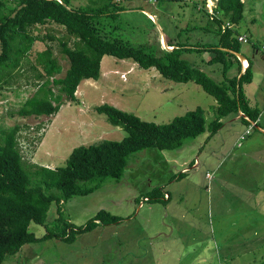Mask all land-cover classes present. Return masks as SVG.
<instances>
[{"label":"rangeland","instance_id":"1","mask_svg":"<svg viewBox=\"0 0 264 264\" xmlns=\"http://www.w3.org/2000/svg\"><path fill=\"white\" fill-rule=\"evenodd\" d=\"M113 1L126 11L100 17L95 26L102 34L135 47L170 51L167 40L199 46L214 40L199 29L207 26L214 0ZM241 1L244 20L235 29L247 41H241L240 53L251 58L253 75L244 89L251 106L260 112L262 129L246 126L236 113L224 118L210 138L208 125L216 119L217 103L200 85L171 81L153 68L144 70L132 60L110 55L101 60L98 81L81 82L77 102L65 101L56 116L21 117L19 110L26 99L47 79L37 54L49 49L61 67L55 77L62 78L69 63L61 45L73 48L77 42L56 24L31 27L37 39L20 68L0 79V131L17 127L18 149L28 169L64 167L76 147L104 139L121 141L126 132L96 111L104 103L157 125L201 107L207 123L203 134L175 150L152 148L132 155L119 181L108 177L92 194L73 196L59 206L53 203L47 226L31 222L29 228L37 238L47 229L59 233L53 225L59 217L57 207L61 219L76 227L101 209L122 217V222L78 235L73 243L57 238L28 243L4 264H264V0ZM69 2L72 8L97 9L108 0ZM205 56L211 54L182 55L214 81L223 82L219 66L207 65ZM238 58L245 69L247 61ZM231 61L228 77L237 70L234 59ZM244 134L241 141L239 136ZM154 188L170 193L178 206L163 211L164 199L157 202L162 206L153 216L161 214L166 226L149 237L136 201ZM131 213L133 219L126 222Z\"/></svg>","mask_w":264,"mask_h":264},{"label":"trees","instance_id":"2","mask_svg":"<svg viewBox=\"0 0 264 264\" xmlns=\"http://www.w3.org/2000/svg\"><path fill=\"white\" fill-rule=\"evenodd\" d=\"M160 1L173 3L183 0ZM214 1L216 6L213 13L208 14L207 26L199 28L213 35L211 44L199 46L167 40L170 51H158L145 45L135 47L97 29L95 24L100 17H115L126 11L113 0H108L97 9L72 8L69 0H0V79L20 68L37 39L31 34V27L56 24L65 28L67 34L77 41L73 48L65 43L61 45L69 63L68 69L62 78H56L61 67L52 58L51 51L46 49L37 54L47 79L38 84L35 93L26 99L19 110L21 117L56 116L65 101L77 102L76 92L81 82L98 81L101 60L103 56L110 55L119 60H132L144 70L153 68L165 79L200 85L217 103L216 119L208 125V138L220 129L222 120L232 114L242 115V121L248 125L255 123L260 112L250 105L244 89L253 78L252 60L241 55L242 42L235 29L244 20L245 4L241 0ZM227 23L231 27L223 31L222 27ZM185 52L211 54V57H204L206 64L218 65L225 80L218 83L191 65L182 57ZM238 55L247 61L243 72ZM231 58L237 70L234 76L228 77L233 68ZM96 111L105 114L108 122L126 132V136L121 141L104 139L76 147L66 166L55 169L38 166L34 170L28 169L18 149L17 127L0 131V264H4L8 257L19 254L28 243L50 238L73 243L78 235L92 232L102 225L119 224L122 217L101 209L85 224L76 227L61 219V211L57 207L59 217L53 225L57 226L59 233L47 229L44 236L37 238L29 228L31 222L47 226V212L53 203L59 206L73 196L92 194L108 177L119 181L132 155L152 148L175 150L186 140L203 134L207 123L201 107L176 116L163 125L144 122L136 115L108 103L101 104ZM162 194V189L154 188L146 194V201L158 202L164 199Z\"/></svg>","mask_w":264,"mask_h":264},{"label":"crops","instance_id":"3","mask_svg":"<svg viewBox=\"0 0 264 264\" xmlns=\"http://www.w3.org/2000/svg\"><path fill=\"white\" fill-rule=\"evenodd\" d=\"M240 56V55H239ZM104 57V56H103ZM241 57V56H240ZM242 59H244L243 57H241ZM246 61V60H245ZM89 81H93V80H87V81H85L86 83H89ZM251 105V104H250ZM259 118H260V115H259ZM259 118H258V121L257 122H255V123H251V124H249V125H252V126H258V127H260L261 128V126H260V121H259ZM246 119V121H248L249 122V119L248 118H245ZM242 120V119H241ZM244 122V121H243ZM258 123V124H257ZM249 125H246V126H249ZM255 126V127H256ZM259 128V129H260ZM262 129V128H261ZM243 134V133H242ZM241 136V135H240ZM239 136V137H240ZM181 180V179H180ZM152 190V189H151ZM151 190H149V191H151ZM149 191H147L146 193H145V195L143 196V195H141V196H143V197H141L140 196V198L139 199H142L141 201L138 199L137 201H136V204H137V209H138V212H140V213H142V216H143V218H144V221L142 222V224H143V226H145L146 228H147V232H148V236L150 237L151 236V234L152 233H156V232H158L161 228H162V226H166V224H164L165 222H164V219H163V217H162V215L160 214V215H156V216H153V213L155 212V210L157 209V207H159V206H162V204H160V203H157V202H155V203H149L148 201H146L147 199H146V194L149 192ZM165 192V193H164ZM163 193L165 194L164 195V200H163V203H165L164 204V206H162L163 207V211H167L169 208L171 209V210H174V209H176V207L178 206L176 203L175 204H173L174 203V201L171 199V197H172V195L170 194V193H167L166 191H164L163 190ZM152 216H153V218H152ZM152 218V219H151ZM133 219V213H131L126 219H125V221L126 222H129V221H131ZM123 221V220H122ZM121 221V222H122ZM182 259V258H181ZM179 260H180V258H179Z\"/></svg>","mask_w":264,"mask_h":264},{"label":"built area","instance_id":"4","mask_svg":"<svg viewBox=\"0 0 264 264\" xmlns=\"http://www.w3.org/2000/svg\"><path fill=\"white\" fill-rule=\"evenodd\" d=\"M229 27H231V26H230V24H229V23H227L226 25H224V26L222 27V30L224 31L226 28H229ZM239 41H243V42H244L245 40H244V38L240 37V38H239ZM244 70H245V69H244V67L242 66V72H243ZM250 129H251V128H249V130H248V131H246V133H245V134H249V132H250ZM245 134H244V135H242V136H240V138H239V139H240L241 141L244 139V137H245Z\"/></svg>","mask_w":264,"mask_h":264},{"label":"bare ground","instance_id":"5","mask_svg":"<svg viewBox=\"0 0 264 264\" xmlns=\"http://www.w3.org/2000/svg\"><path fill=\"white\" fill-rule=\"evenodd\" d=\"M241 60L243 61V59L241 58ZM244 63V62H243ZM247 63V62H246Z\"/></svg>","mask_w":264,"mask_h":264},{"label":"clouds","instance_id":"6","mask_svg":"<svg viewBox=\"0 0 264 264\" xmlns=\"http://www.w3.org/2000/svg\"><path fill=\"white\" fill-rule=\"evenodd\" d=\"M242 66V65H241ZM247 66V65H246ZM246 68V67H245Z\"/></svg>","mask_w":264,"mask_h":264}]
</instances>
